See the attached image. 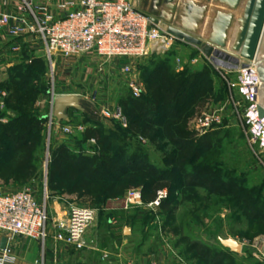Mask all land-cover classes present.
Returning a JSON list of instances; mask_svg holds the SVG:
<instances>
[{"label":"rangeland","instance_id":"rangeland-1","mask_svg":"<svg viewBox=\"0 0 264 264\" xmlns=\"http://www.w3.org/2000/svg\"><path fill=\"white\" fill-rule=\"evenodd\" d=\"M165 1L168 5L174 4ZM251 2L240 0L237 5L227 2L226 7L222 6L226 10L218 11L230 18L226 40L232 41L235 48L228 47L227 41L226 44L233 52L238 50L242 40ZM156 7L155 0H142L136 6L150 17L161 18ZM27 13L30 14L28 10ZM214 14V11L204 14V28L200 29L205 39H213L217 32L216 24L211 26L215 21ZM36 59L42 61V66L35 68L33 75L24 80L21 76L27 74L31 61ZM22 61L25 63L22 64ZM121 61L124 63L117 65L115 60L106 63L95 55L70 60L59 56L49 58L41 47L31 57L5 68L0 74V84L12 78L18 79L23 96L11 109L6 102L14 91L0 93V116L5 114L0 118V146H3L7 124L17 118L19 111L28 115L37 114L46 120V124L44 142L35 156L39 177L24 187L0 184V188L7 194L29 191L40 201L47 196L49 226H52L54 215L69 213L72 207L92 209L95 220L86 232L83 249L79 251L81 264H112L119 255L127 258L135 254L143 255L150 264H204L194 258L196 253H190L192 244L197 242L219 253L220 259L228 256L222 259L224 264H262L264 226L254 217L259 207L249 208L245 201L236 202L229 196H215L211 193L212 187H198L193 191H181L180 188L181 185L197 181L198 167L213 169L225 184L224 192L235 185L237 189L248 191L264 207V155L251 144L240 117L228 104L229 99L235 96L232 86L234 76L214 68L197 48L186 53H161L141 61ZM124 64L134 67L144 91L146 73L160 64L167 65L172 73L197 74L209 69V78H202L199 84V89L207 92L200 102H204L205 107L184 108L183 116L177 115L169 120V131L160 126L148 138L132 134L128 121L125 126L103 119V110L115 112L121 99L134 97L122 71ZM14 69L15 73L10 78V71ZM58 96L77 97L74 105L61 111V127L68 126L73 131L69 137L63 136L61 129L57 130L56 122L54 130L49 131L52 115L56 120L55 100ZM173 113L176 115L177 109ZM215 115L221 117V124L205 134H216L215 144L211 150L202 153L199 161L193 163L195 150L189 141L191 137L199 140L205 136L197 134L200 121ZM93 120L113 130L110 134L113 154L123 157L126 164L142 166L150 172L156 170L158 176L180 185H177V212L171 220L159 208L151 209L147 205L122 209L121 203L128 192L141 190L135 185L116 199L114 208H108V204L103 203L96 193L86 199H78L64 192L48 190L49 163L61 146L71 142L72 147L79 146L84 153L98 152L96 142H85L83 139L86 129L94 126ZM208 178L213 179L211 176ZM231 244L240 245L241 252H232L229 248Z\"/></svg>","mask_w":264,"mask_h":264},{"label":"trees","instance_id":"trees-1","mask_svg":"<svg viewBox=\"0 0 264 264\" xmlns=\"http://www.w3.org/2000/svg\"><path fill=\"white\" fill-rule=\"evenodd\" d=\"M25 62L22 61V64ZM42 61L36 59L28 66L27 74L21 77L26 80L33 75V70L42 66ZM10 71V78L14 75ZM210 70L203 73L187 74L172 73L167 65L160 64L145 75V91L140 98L130 96L119 101V108L126 117L129 128L134 135L145 138L157 127L164 126L169 131V120L185 114L184 108L192 109L198 105L203 109L205 103L201 99L206 91L200 90L202 78H209ZM11 90L7 100L8 108L23 96L19 80L12 78L9 82L0 84V93ZM12 109V108H11ZM174 109H177L175 115ZM5 114H1L4 117ZM168 121V122H167ZM167 122V124H164ZM94 126L89 127L83 134L85 142L95 141L98 152L84 153L79 146L67 142L54 154L48 168V190L53 193L64 192L78 199L91 197L93 193L106 205L119 199L127 190L135 185L142 191V205H149L158 200L160 193L167 192V197L160 201L159 210L171 220L177 212V185L157 171H149L144 167H134L126 164L123 157L113 154L110 128L100 121L93 120ZM46 120L37 114L28 115L19 111L15 120H11L3 136V146H0V182L13 183L24 187L39 177V168L36 164V153L44 142ZM214 133H209L201 139H190L191 148H194L193 163L200 160L204 151H209L215 144ZM184 149V148H183ZM211 176L213 179L208 178ZM190 177V176H188ZM197 181L187 185H178L181 191H193L194 188L212 187L211 193L215 196H229L236 202L245 201L249 208L259 207L254 214L255 219L264 226V207L252 195L231 185L229 190H223L224 183L219 174L213 169L197 168ZM196 253L194 258L204 264H224L219 253L200 243L192 244L190 253Z\"/></svg>","mask_w":264,"mask_h":264},{"label":"built area","instance_id":"built-area-1","mask_svg":"<svg viewBox=\"0 0 264 264\" xmlns=\"http://www.w3.org/2000/svg\"><path fill=\"white\" fill-rule=\"evenodd\" d=\"M30 12L36 27L28 24L10 27L11 18L0 15V31L9 28L10 37L18 39L25 34L36 33L49 58L58 57L66 60L84 56H97L110 63L121 60H145L150 56L175 50L186 43L162 32L152 23V17L132 6L128 0H70L61 8L67 10L63 19L54 20L52 16L40 19L36 16L30 0H22ZM18 45L13 51H20ZM256 61L252 60L249 68L228 72L234 76L235 96L228 104L240 117L245 135L251 144L257 146L264 155V117H261L260 98L263 90ZM5 71L0 60V74ZM123 74L127 86L135 98H140L144 87L137 79L132 65H124ZM1 107V104H0ZM103 119L114 120L127 126L123 112L103 110ZM56 120L53 115L49 122V131L54 130ZM221 124L220 116H207L200 121L197 134L205 135L211 128ZM62 135L69 137L73 131L68 126L61 127ZM95 143V141H92ZM47 193V190H46ZM167 197V192L160 193L158 200L148 205L151 209L159 208L160 201ZM125 209L142 205V191L132 190L124 199ZM95 220V212L87 207H72L66 221L55 226L54 239L71 250L80 251L84 247L87 230ZM50 218L47 211V196L40 201L29 191L7 194L0 188V232L9 241L15 239L46 242L50 237ZM11 250L6 248L0 254V264H15ZM264 264V253L262 254Z\"/></svg>","mask_w":264,"mask_h":264},{"label":"crops","instance_id":"crops-1","mask_svg":"<svg viewBox=\"0 0 264 264\" xmlns=\"http://www.w3.org/2000/svg\"><path fill=\"white\" fill-rule=\"evenodd\" d=\"M67 1L70 0H30L32 8L38 18L45 19L46 16H52L54 20H60L66 17L67 10H64L61 6ZM239 1L240 0L237 2H233L232 0H178L176 3L174 1V4L168 5L165 0H155L157 5L156 10L161 13V18L201 38H204L201 35V29L204 28L202 27V21L206 15V11H214L215 21L211 26L216 24L215 29L217 32L213 35V39H206L209 41H214L225 20L228 22V28L231 24L230 18L227 17L225 13L218 11L226 10L224 7H226L227 2H230L232 5H237ZM141 2L142 0H139V4ZM189 5L193 7L191 13L188 12ZM220 6L224 7L221 8ZM23 8H25V5L22 0H0V15H7L11 18L10 27L20 26L23 22L24 24H28L31 28H35L36 23L34 17L23 10L21 11ZM15 45H18L21 50L13 51V46ZM41 47L40 38L36 33L29 32L18 39H13L10 37L9 28L0 31V60H2L4 68H9L20 62V60L31 57L34 52H37ZM190 49L195 48L180 44L173 51L177 53H186ZM114 63L118 65V63L123 64L124 61H115ZM0 184L7 185L3 182H0ZM8 184L13 183L11 182ZM116 202L117 200L110 201L108 203V208H114V203ZM121 205L122 209H125L124 201ZM67 217L68 212L63 213L62 216L58 214L54 215L51 220L52 226H49L50 237L44 243L23 239H15L7 242L6 248L11 250V256L15 260V264H81V252L71 250L68 246L60 244L54 239L56 224L66 221ZM4 238H6V236L0 232V254L4 251L1 250V243ZM115 261L116 262L112 264H150L147 263L146 257L139 254L131 255L127 258H123V255H119ZM151 264H153V262Z\"/></svg>","mask_w":264,"mask_h":264},{"label":"water","instance_id":"water-1","mask_svg":"<svg viewBox=\"0 0 264 264\" xmlns=\"http://www.w3.org/2000/svg\"><path fill=\"white\" fill-rule=\"evenodd\" d=\"M136 7L139 0H128ZM174 3L176 0H168ZM237 2L238 0H232ZM193 10L192 5L188 6V12ZM247 26L242 32V40L238 44V50L233 52L228 50L226 44L228 22L225 20L220 27L219 33L214 41H209L190 33L188 30L180 28L166 22L163 18L152 17V23L162 32L169 34L179 41L189 46L200 49L203 56L210 64L218 69L227 72H236L250 67L251 61L255 60L261 80L264 84V0H252L246 16ZM76 96H58L55 100L56 127L61 129L63 120L62 112L67 107L74 105ZM260 115L264 117V86L260 98ZM62 111V112H61ZM8 240L4 238L1 243V250H5ZM229 248L234 253L241 252V246L231 244Z\"/></svg>","mask_w":264,"mask_h":264},{"label":"bare ground","instance_id":"bare-ground-1","mask_svg":"<svg viewBox=\"0 0 264 264\" xmlns=\"http://www.w3.org/2000/svg\"><path fill=\"white\" fill-rule=\"evenodd\" d=\"M231 40H232V39H231ZM227 42H228V47H230V48H232V49L235 48V44H233L232 41H231V43H230V41H227Z\"/></svg>","mask_w":264,"mask_h":264}]
</instances>
